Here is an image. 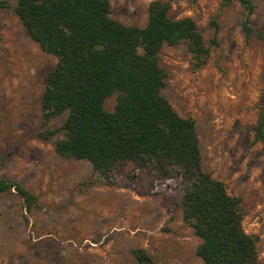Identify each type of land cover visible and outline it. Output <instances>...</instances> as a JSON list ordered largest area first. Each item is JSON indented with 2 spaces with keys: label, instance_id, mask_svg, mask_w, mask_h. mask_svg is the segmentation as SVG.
<instances>
[{
  "label": "rangeland",
  "instance_id": "obj_1",
  "mask_svg": "<svg viewBox=\"0 0 264 264\" xmlns=\"http://www.w3.org/2000/svg\"><path fill=\"white\" fill-rule=\"evenodd\" d=\"M151 1L108 0L109 16L143 27ZM251 1L250 25L264 32V0ZM12 6L0 9V180L31 191L38 206L25 212L13 189L0 194V264H133L135 248L155 264H202L174 180H157L130 162L105 180L86 161L54 152L61 133L39 137L64 119L40 120L43 77L56 59L27 37ZM168 16L189 17L205 46L213 35L210 21L218 27L217 45L199 67L184 43L161 47L160 94L193 121L202 169L240 199L242 229L257 237V264H264V148L253 140L263 49L254 36L245 40L243 10L233 0H172ZM114 103L115 94L103 108L110 112Z\"/></svg>",
  "mask_w": 264,
  "mask_h": 264
},
{
  "label": "trees",
  "instance_id": "obj_2",
  "mask_svg": "<svg viewBox=\"0 0 264 264\" xmlns=\"http://www.w3.org/2000/svg\"><path fill=\"white\" fill-rule=\"evenodd\" d=\"M170 1L149 2L143 27L112 19L108 0H0V9L13 2L27 37L56 59L43 77L40 120L45 125L61 115L64 119L59 127L38 135L46 140L61 133L53 143L59 157L86 161L105 180L127 162L157 180H174L182 220L199 240L195 256L202 264H257V237L242 229L240 199L229 196L223 184L202 169L193 121L177 115L160 94L165 77L158 64L162 46L184 43L199 67L209 47L217 45L214 21L205 46L189 17L168 16ZM233 1L243 10L245 40L254 36L264 52V32L250 25L252 1ZM261 80L253 140L264 148V64ZM113 94L115 103L108 112L103 103ZM9 189L21 198L25 212L38 206L31 191L0 180V194ZM131 254L133 264H155L143 249H132Z\"/></svg>",
  "mask_w": 264,
  "mask_h": 264
}]
</instances>
